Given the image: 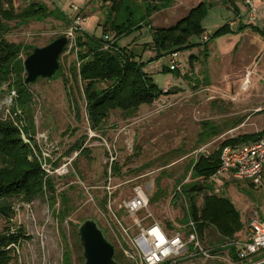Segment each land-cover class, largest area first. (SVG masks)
Listing matches in <instances>:
<instances>
[{
    "label": "rangeland",
    "instance_id": "1",
    "mask_svg": "<svg viewBox=\"0 0 264 264\" xmlns=\"http://www.w3.org/2000/svg\"><path fill=\"white\" fill-rule=\"evenodd\" d=\"M25 1L14 0L20 8ZM175 1L148 17L150 2L125 0V5L130 6L126 14L128 9H134L136 19L144 17L145 23L150 20L155 26H170L193 7L205 3L208 10L202 24L205 34L210 36L209 41L202 43V36H192L190 41L196 45L179 51L182 66L176 71L164 70V66L171 64V55L161 57L156 63L147 53L145 69L171 93L162 95L152 105L142 104L139 111L129 117L119 110L112 111L98 131L90 128L83 93L85 82L75 79L70 70L76 61L77 30L74 28L73 33L70 32L80 18L82 24L78 32L93 34L104 41L113 40L114 31L104 27L108 13L106 5L101 0H40L50 9L60 8L66 19L51 16L23 24L10 22L11 31L6 37L17 43L36 47L61 36L69 37L68 50L59 59L62 70L51 79L39 77L30 86L35 143L50 160L45 166L54 176L57 192L54 206L45 194L32 201L16 197L12 200L11 221L0 218V231L21 227L25 234L15 248V264H69L70 260L71 264H84L78 228L86 218L96 219L116 251L122 252L121 243L127 237L123 236L119 220L130 227L131 233L138 231L123 206L124 200L134 194L137 184L145 188L150 199L148 210L137 214L138 218H145L143 225L154 219L163 225L178 224L186 231V206L173 199V195L178 189L176 180L185 174L190 161L216 149L223 139L264 128V2L261 6L253 0L258 11L256 19L250 20L246 0ZM145 23L141 22V28L118 41L139 56H142V46L135 47L133 40L150 36ZM226 25L229 30L215 35ZM200 41L202 44H198ZM149 46L147 43L143 47L150 49ZM21 56L27 57L25 53ZM108 84L103 82L99 86L104 88ZM7 86L0 85V116L3 119L10 116L14 107V97ZM166 98L168 100L162 102ZM75 104L79 106V118ZM27 114L22 112L25 117ZM204 124L221 126L223 132L217 136L221 139L201 142ZM82 136H86L83 148L88 153L74 151L69 154L71 146ZM111 152L115 157L112 166ZM189 176L190 173L185 182ZM215 182L207 180L208 188L213 190L214 185L219 184ZM61 194L65 196L63 200ZM221 194L234 200L245 224L246 215L253 208L264 216V178L261 185L254 187L244 182L230 183ZM103 198L106 199L104 205ZM63 208L66 209L65 219L58 214L63 213ZM149 212L152 218H147ZM241 233L243 231L239 235ZM202 244L216 250L222 241L214 229H209ZM66 248L70 253L64 261ZM121 258L123 264H132L127 256L122 254ZM263 258L264 250L252 257L253 260ZM180 264L223 263L220 259L195 257L185 258Z\"/></svg>",
    "mask_w": 264,
    "mask_h": 264
},
{
    "label": "trees",
    "instance_id": "2",
    "mask_svg": "<svg viewBox=\"0 0 264 264\" xmlns=\"http://www.w3.org/2000/svg\"><path fill=\"white\" fill-rule=\"evenodd\" d=\"M150 9L146 16L151 17L155 11L169 7L172 0H147ZM157 1H160L157 3ZM230 1V0H229ZM107 7V17L104 24L105 30L114 31L113 43L105 48L103 38H97L93 34L78 32L76 34L75 52L76 61L70 68L75 79L85 82L83 93L86 101V111L90 128L98 131L114 110L121 111L125 116L134 115L142 104H153L162 95L171 93L162 88L144 69L145 63L137 58V55L127 47L118 45L120 38L131 34L140 23H145L144 17L136 19L135 10L126 14L125 0H101ZM22 8L16 6L14 0H0V85L7 84L9 93L14 97V107L11 112L18 110L28 112L24 115H14L3 119L0 116V218L11 221L14 209L12 200L21 197L25 201H32L39 195H47L52 200L51 206L56 203V184L54 176L48 175L42 167L39 156L21 136L17 122H25V131L34 141V115L31 104L33 93L25 82L26 71L24 58L32 53L35 46L17 43L6 36L11 31L10 22L16 24L27 23L32 20L43 21L48 17L66 19L60 8L50 9L40 0H26ZM205 3L193 7L187 15L170 26H152L150 20L145 23L152 31V44L156 51L155 59L165 55H171L183 49H191L196 43H192V36L201 37L205 34L203 19L207 15ZM129 14V16H127ZM229 30V25L218 29L215 35ZM262 32H264V27ZM209 41V40H208ZM202 42V43H207ZM51 42V41H50ZM199 42L198 44H202ZM68 50V45L63 52ZM61 53V54H62ZM191 57H194L191 56ZM62 70V65L60 64ZM164 70L176 71L170 66H164ZM109 84L101 88L100 83ZM76 115L79 118V106L75 104ZM209 122V121H205ZM221 129L213 124H204L200 133L205 142L210 136L218 135ZM264 135V129L257 133L241 134L223 140L219 147L210 154L201 153L195 160H191L185 174L176 180V189L173 199L186 204V216L196 223L201 239L209 229H214L222 243L229 239L237 238V234L245 228L241 213L235 203L220 191L208 188L207 180L217 171L220 165V152L223 146L249 142ZM86 136H82L70 148L69 154L74 151L88 153L83 148ZM50 161V160H49ZM58 165V164H55ZM190 173L188 181L186 177ZM157 183H159L157 181ZM62 200L64 195H60ZM103 205L106 199L102 200ZM66 209L63 208L62 219L66 218ZM68 212V211H67ZM165 231L172 235L178 224L168 223L163 225ZM25 234L19 227L16 230L6 228L0 231V264H15V248L20 244ZM236 257V247H230ZM70 252L66 248L63 259ZM122 253H115L117 261L123 263ZM66 264V263H64ZM71 264V260L69 262Z\"/></svg>",
    "mask_w": 264,
    "mask_h": 264
},
{
    "label": "built area",
    "instance_id": "3",
    "mask_svg": "<svg viewBox=\"0 0 264 264\" xmlns=\"http://www.w3.org/2000/svg\"><path fill=\"white\" fill-rule=\"evenodd\" d=\"M250 10V20H254L257 17V7L253 0H246ZM82 24L81 19L77 18L75 25L71 28L70 34L73 30H80L78 26ZM203 41L206 42L210 39V36L203 34ZM69 38V37H68ZM108 41V40H107ZM105 43V48L109 47V43H113V40ZM111 43V44H112ZM179 53L175 52L171 54L170 68L179 69L181 63ZM250 73V72H249ZM248 73V76H249ZM168 100H162L165 102ZM22 115L21 110H18L14 115ZM10 112V116H14ZM25 123V122H24ZM23 122H17L20 129L22 139L28 143L34 152L39 156V160L45 171L46 164L49 161L45 152L42 153L38 144L31 140L25 131V125ZM40 137H44L41 135ZM109 150H111L109 148ZM111 152L110 164L112 166L115 157ZM225 173H231L236 180H247L254 185L259 186L263 183L264 176V135L258 137L255 140L249 142H243L238 144H228L222 147L220 152V165L217 171L212 175L210 179L218 181ZM180 191V186L178 187ZM221 189L217 187L216 191ZM150 199L148 197L145 188L137 184L134 186V194L124 200L123 206L125 212L129 217L133 218L134 225L138 226V231L133 234L130 232V227L124 226L121 220V225L124 242L121 243L122 254L127 256L132 264H180V261L185 258L202 257L204 259H220L223 264H263L264 258L261 260H253L252 257L264 250V219H260L258 215L253 218L249 225V234L245 239L234 238L225 241L214 248H206L202 244V239L199 235L197 225L194 221L189 220L187 223V230L182 231L180 225L172 235H169L161 223L154 220L147 225H143L142 222L145 218L140 219L137 217L138 212L148 210ZM186 206V204H185ZM147 218H152L153 214L149 212L146 215ZM236 247V257L233 256L230 247ZM216 251V253H214Z\"/></svg>",
    "mask_w": 264,
    "mask_h": 264
},
{
    "label": "water",
    "instance_id": "4",
    "mask_svg": "<svg viewBox=\"0 0 264 264\" xmlns=\"http://www.w3.org/2000/svg\"><path fill=\"white\" fill-rule=\"evenodd\" d=\"M68 43V36H61L46 45L33 48L32 53L23 61L25 82L28 86L33 85L39 77H54L61 68L60 55ZM78 234L83 248L84 264H123L115 258V246L96 219H84L79 225Z\"/></svg>",
    "mask_w": 264,
    "mask_h": 264
},
{
    "label": "crops",
    "instance_id": "5",
    "mask_svg": "<svg viewBox=\"0 0 264 264\" xmlns=\"http://www.w3.org/2000/svg\"><path fill=\"white\" fill-rule=\"evenodd\" d=\"M258 2H260V5L262 6V4H263V2H264V0H257ZM174 3H176V1L174 0ZM173 3V4H174ZM245 3H246V1H245ZM256 3V2H255ZM172 4V10L173 9H175L174 8V5ZM230 5V4H229ZM256 5V7H258L257 6V4H255ZM248 9H249V7H248ZM176 11V10H175ZM257 11H258V9H257ZM240 22H242V21H240ZM173 25V24H172ZM241 25H243V23H241ZM152 26H155L154 24H152ZM158 27H163V26H158ZM165 27H167V26H165ZM150 31V38L148 37V38H144V39H141V40H133V44H135V47H136V45L138 46V47H140V46H142V56L140 55H137V58L140 60V61H142V62H144L145 64H146V61L144 60V57H146V55H147V53L149 54V59H151V60H154V61H156V63L157 62H159V59H155V55H156V51H155V49H154V47H153V44H152V32H151V28L150 27H148V29L146 30V33H148L149 31ZM141 32H143V30H141ZM121 39V38H120ZM119 39V40H120ZM201 42V41H200ZM118 43V45L119 46H121L120 44H119V42H117ZM148 43V45H150L149 46V48L150 49H148V48H146V47H143L145 44H147ZM125 45H123V46H121V47H124ZM152 50H154V51H152ZM140 54V53H139ZM153 54H154V56H153ZM161 59V58H160ZM144 69H145V67H144ZM146 70V69H145ZM147 71V70H146ZM148 72V71H147ZM149 74H150V72H148ZM169 83H167V85H168ZM173 85V84H172ZM166 86V85H165ZM165 86H162V88H164ZM165 89V88H164ZM152 105V104H151ZM139 109H140V107H139ZM139 109L137 110V112L139 111ZM114 111H116V110H114ZM121 112V111H120ZM205 121H209V122H211L210 120H205ZM214 126H217V127H219L220 129H221V133L223 132V129L221 128V126H219V125H217V124H213ZM264 128H262V129H260V130H255V131H250V132H245V133H243V134H250V133H257V132H259V131H261V130H263ZM202 131V130H201ZM201 133V132H200ZM221 133H219L218 135H220ZM218 135H212V136H210L205 142H203L204 144L206 143V142H208L209 140H211V139H213V142H217V141H219L221 138H217V136ZM201 138V137H200ZM216 138V139H215ZM224 140V139H223ZM223 140H221V141H219L220 143L223 141ZM219 143V144H220ZM219 144H218V146L216 147V149L219 147ZM216 149H214V150H211V151H208L207 153H204V154H210V153H213ZM263 178H264V176H263ZM219 181V184H216V185H214V188H216V187H219L220 189H221V192L220 193H222V190H223V188H225L226 186H228L230 183H234V182H244L245 183V185H251L252 187H254V186H256V185H254L252 182H250V181H247V180H236L233 176H232V174L231 173H225L224 175H222L221 177H220V179L218 180ZM218 181H216V182H218ZM215 182V183H216ZM217 189V188H216ZM231 200H232V198H230ZM233 202H234V200H232ZM235 203V202H234ZM235 205H236V203H235ZM236 207H237V205H236ZM238 209H239V207H237ZM239 211H240V209H239ZM241 212V211H240ZM244 212V211H243ZM256 213H257V215H258V217L260 218V219H264V216L256 209V208H253V210H252V212L248 215H246V224H245V230H242L243 231V233H241V235H239V233L237 234V238H243V239H245L246 237H247V235L249 234V225H250V222H251V220L253 219V218H255L256 217ZM242 214V213H241ZM246 214V213H245ZM255 214V215H254ZM243 219V218H242ZM244 222V221H243Z\"/></svg>",
    "mask_w": 264,
    "mask_h": 264
}]
</instances>
